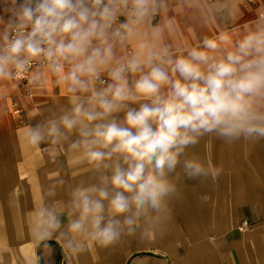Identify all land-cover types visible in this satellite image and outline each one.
I'll return each instance as SVG.
<instances>
[{
	"label": "clouds",
	"instance_id": "9594fccd",
	"mask_svg": "<svg viewBox=\"0 0 264 264\" xmlns=\"http://www.w3.org/2000/svg\"><path fill=\"white\" fill-rule=\"evenodd\" d=\"M204 18L233 23L232 0H188ZM166 0H0V81L46 75L67 102L29 123L31 147L54 144L79 158L87 174L49 185L34 210L41 249L58 239L76 254L109 249L127 237H163L185 180H216L221 169L202 141H264V12L238 31L222 30L174 51L141 43L118 56ZM123 17V19H121ZM159 39L161 30L153 25Z\"/></svg>",
	"mask_w": 264,
	"mask_h": 264
},
{
	"label": "crops",
	"instance_id": "0c3cea01",
	"mask_svg": "<svg viewBox=\"0 0 264 264\" xmlns=\"http://www.w3.org/2000/svg\"><path fill=\"white\" fill-rule=\"evenodd\" d=\"M245 2L232 0L236 19L230 24L204 18L188 0H173L126 47H118L117 55L138 53L141 43L167 44L179 51L222 30L238 31L264 12V0H254L250 7ZM153 25L161 30L159 39ZM14 101L21 107L19 116L10 112ZM66 102L65 89L51 75L38 86L0 81V264H264V141H213L207 149L202 141L194 151L202 156L207 152L221 174L214 181L185 180L163 237H127L115 247H90L80 254L58 239L49 241L50 249L39 248L32 236L34 210L45 201L47 188L63 178L66 183L56 199L64 200L67 185L84 177L87 168L65 147L27 145L23 132L47 109ZM244 221L250 227L240 230Z\"/></svg>",
	"mask_w": 264,
	"mask_h": 264
},
{
	"label": "built area",
	"instance_id": "2783aa9c",
	"mask_svg": "<svg viewBox=\"0 0 264 264\" xmlns=\"http://www.w3.org/2000/svg\"><path fill=\"white\" fill-rule=\"evenodd\" d=\"M173 0H166V4L172 2ZM254 4V0H246L245 6L250 7ZM158 17V16H156ZM155 17V18H156ZM122 19V17H121ZM128 52H131L130 49H128ZM16 82L19 83H26L29 84L28 80L26 78H18L15 80ZM10 112L13 116H19L22 112L21 107L19 106L18 102L14 101L11 106H10ZM250 227V224L247 221H244L241 226L239 227L240 230H246Z\"/></svg>",
	"mask_w": 264,
	"mask_h": 264
},
{
	"label": "trees",
	"instance_id": "16d2710c",
	"mask_svg": "<svg viewBox=\"0 0 264 264\" xmlns=\"http://www.w3.org/2000/svg\"><path fill=\"white\" fill-rule=\"evenodd\" d=\"M57 260H59V257H58V259Z\"/></svg>",
	"mask_w": 264,
	"mask_h": 264
}]
</instances>
